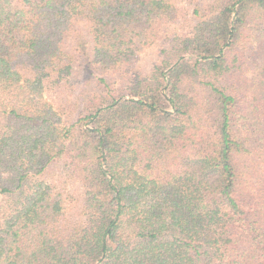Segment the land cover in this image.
Returning a JSON list of instances; mask_svg holds the SVG:
<instances>
[{
  "label": "trees",
  "instance_id": "16d2710c",
  "mask_svg": "<svg viewBox=\"0 0 264 264\" xmlns=\"http://www.w3.org/2000/svg\"><path fill=\"white\" fill-rule=\"evenodd\" d=\"M0 264H264V0H0Z\"/></svg>",
  "mask_w": 264,
  "mask_h": 264
},
{
  "label": "rangeland",
  "instance_id": "374dc122",
  "mask_svg": "<svg viewBox=\"0 0 264 264\" xmlns=\"http://www.w3.org/2000/svg\"><path fill=\"white\" fill-rule=\"evenodd\" d=\"M202 1H203V0H187V3H188V5H190V6L193 7V5H197V4L201 3ZM191 9H192V8L190 7L189 10H191ZM187 18H188V17H187ZM148 60H149V56H148V55L143 56L142 59H141V61H142L143 63L147 62Z\"/></svg>",
  "mask_w": 264,
  "mask_h": 264
}]
</instances>
